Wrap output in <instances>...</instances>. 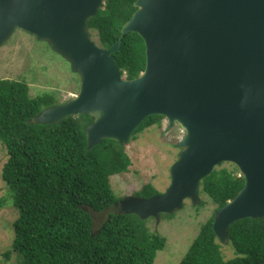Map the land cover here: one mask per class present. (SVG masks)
<instances>
[{"label":"water","instance_id":"water-1","mask_svg":"<svg viewBox=\"0 0 264 264\" xmlns=\"http://www.w3.org/2000/svg\"><path fill=\"white\" fill-rule=\"evenodd\" d=\"M105 0H0V47L18 29L45 40L80 76L71 100L35 116L43 124L87 114V148L103 139L126 145L148 116L178 123L184 136L162 193L120 200L141 219L172 214L224 162L244 185L218 208L212 228L221 244L243 218L264 217V0H136L131 18L110 47L90 37L88 20ZM127 32L145 45V67L135 78L120 73L113 53Z\"/></svg>","mask_w":264,"mask_h":264},{"label":"trees","instance_id":"trees-1","mask_svg":"<svg viewBox=\"0 0 264 264\" xmlns=\"http://www.w3.org/2000/svg\"><path fill=\"white\" fill-rule=\"evenodd\" d=\"M135 1L105 0L88 20L100 46L107 48L118 40L122 25L136 9ZM113 57L122 76L137 77L146 62L141 36L127 32ZM55 104L53 94L30 97L24 80L0 79V143L8 155L1 178L18 213L12 251L20 264H153L166 240L149 230L147 219L121 210L109 213L93 230L90 211L101 212L118 203L110 178L129 171L125 145L103 139L87 148L84 129L92 122L87 114L69 115L51 124L35 120ZM163 118L146 117L131 137L160 125ZM243 185L237 167L236 171L215 167L200 181L199 195L205 193L216 207L177 264H264V217L243 218L227 227V243L234 251L230 259H224L212 228L215 211ZM159 193L150 182L135 192L145 198Z\"/></svg>","mask_w":264,"mask_h":264},{"label":"rangeland","instance_id":"rangeland-1","mask_svg":"<svg viewBox=\"0 0 264 264\" xmlns=\"http://www.w3.org/2000/svg\"><path fill=\"white\" fill-rule=\"evenodd\" d=\"M90 37L97 45L95 32ZM24 80L29 86L30 97L43 93L53 94L57 104L76 97L80 76L74 72L70 63L57 53L48 42L38 40L29 33L16 29L0 47V79ZM184 136V130L178 123L168 125L166 118L160 125H153L130 138L125 150L131 159L129 171L113 175L111 188L118 203L101 212L90 211L93 217V230L97 231L107 215L123 210L119 203L122 198L135 192L150 182L162 193L169 184V167L178 157V142ZM8 155L0 143V264H20V258L12 251L14 239L13 222L18 213L13 206L10 191L1 178L2 167ZM217 168L236 171V166L224 162ZM201 206L190 199L183 207L168 216L160 214L159 219L149 217L146 225L150 231L162 235L165 246L157 251L153 264H177L199 231L200 224L214 212L216 205L205 194H200ZM224 259L234 257V251L228 243L221 244ZM9 253V256H8Z\"/></svg>","mask_w":264,"mask_h":264}]
</instances>
